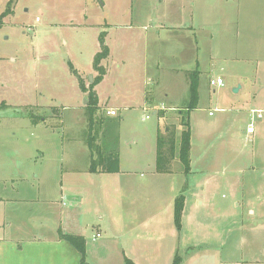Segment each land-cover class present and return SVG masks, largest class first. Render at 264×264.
Here are the masks:
<instances>
[{
    "label": "rangeland",
    "instance_id": "rangeland-1",
    "mask_svg": "<svg viewBox=\"0 0 264 264\" xmlns=\"http://www.w3.org/2000/svg\"><path fill=\"white\" fill-rule=\"evenodd\" d=\"M0 15V197L18 200L21 216L50 202L58 218L61 197H76L67 210L92 252L84 264H123L122 251L141 264H172L176 253L180 264H217L221 253L236 260L239 249H264V136L243 132L244 90L234 92L229 78L263 57L264 0H0ZM101 33L111 53L100 62L99 103L117 115L100 110L98 143L105 151L117 136L121 172L75 180L69 159L89 165L79 78L87 87L98 74ZM194 69L199 97L188 111ZM217 75L222 87L209 83ZM175 115L189 122L192 170L175 159L174 172L160 175L156 132Z\"/></svg>",
    "mask_w": 264,
    "mask_h": 264
},
{
    "label": "crops",
    "instance_id": "crops-1",
    "mask_svg": "<svg viewBox=\"0 0 264 264\" xmlns=\"http://www.w3.org/2000/svg\"><path fill=\"white\" fill-rule=\"evenodd\" d=\"M253 28H254L253 29L254 34L256 35L258 33L257 36L261 37L260 32H259L260 28L259 29L256 28L255 25ZM263 51H264L263 49L260 50V52H262L263 57L260 60L257 59L256 62H258V65L256 67H255V64H252L253 69L251 72L247 71L248 68H242L244 72L240 74L238 72L237 74H233V72L230 71L231 74L229 76V78H234V80L230 84V87L233 86V89L237 88V91H234V92H240L241 90H244L245 98L243 101H241L242 103H240L241 104L240 106L242 108L237 111L249 112L250 116L248 117V120L246 122V127L248 126L249 123L252 122L254 124L255 131L254 133L250 135L256 134L257 137L264 136V53ZM110 53H111V49L109 48V54ZM238 69H240V67H238ZM215 77H220V76L217 75ZM215 77H210L209 81L210 79L215 78ZM97 85L94 87V89L98 97L99 109L100 110L104 109L105 111L109 109L116 110L117 107H107L106 105H102L99 103L100 98H99V93L97 91ZM186 86L188 89V86H189L188 81L186 83ZM252 109L262 110L263 111L262 117L253 118L252 113H251ZM157 111L162 119L167 118L166 117L167 114L165 113V110L158 109ZM209 114H211V112H209ZM116 115L117 114L110 115V117L111 116L115 117ZM167 120L168 122L164 124V127L162 129L157 130L156 139H157L158 132H160L161 134H164L166 131L173 130L176 135V129H177L176 125L178 123L183 129L181 125V121H179V115L170 117V119H167ZM255 122H258V123L255 124ZM246 127H245V130H246ZM245 130L243 132L246 134ZM178 148H179V144L177 147V144L175 142V154L170 162V171L167 173H158L156 172L155 165H154L155 173L160 174V175H170L174 172L172 163L175 159H178ZM189 157H190V154H189ZM155 158H156V143H155ZM72 161H73V158L69 159V164L67 162V166L64 169L66 170L68 174H71L72 178H74L75 180L78 179L76 175L81 174V173L96 174V175L110 174L112 175V177H114L113 179L116 180V177H119L118 175L121 172L120 155H119V171L116 173H104V172L92 173L88 171L89 165L86 166L84 165V163L81 162V166H77L74 163H72ZM189 165H190L189 166L190 169L188 173H190L192 170L191 169V157H190ZM181 170H182V166H181ZM66 172H63V173L65 174ZM188 173H185V174H188ZM80 184L82 183L75 182L73 185H70V183L64 184V182L62 181L60 186L62 188L74 190V189L79 188L78 186ZM71 186H73V188H71ZM127 186H130V185H127ZM69 199L70 201L66 202L65 195L61 197V200H62L61 206L64 205L66 208L61 209L60 217L57 218V216L55 215L53 206L50 202L48 203L45 202L46 208L44 210H41L38 212L36 211L35 213H31V214L26 213L23 216H21L20 210L18 207V200L15 199V202H13L11 199H2L0 197V264H81L80 252L73 245H71L67 240L62 238L63 234L80 235L78 234L80 232L79 229H77V227H74V225L71 224V220L73 221L72 219L73 216L71 217V215H73L72 213L73 210H67L68 207L69 209L77 207L79 201L76 197H72V196ZM173 207H174V203H173ZM249 212L253 213V210L249 209ZM61 227H63V231H61ZM159 237L160 236H157V238ZM239 250H241L243 254V257L239 259L230 260L229 258L226 257L227 253L226 254L221 253L219 256L216 257V259L214 258L211 261L216 262L217 264L218 263L219 264L221 263L223 264H236V263L237 264H264V249L263 250L248 249L246 250V252L243 251L242 249H239ZM87 252H89V254L92 253L91 251L87 250L86 240H85V261L88 255ZM124 257L131 259L135 264H141L136 258H133L129 256L125 251H122L121 261L123 264H124ZM179 262L181 261L179 260ZM179 262L178 264H180ZM148 264H158V263L149 261Z\"/></svg>",
    "mask_w": 264,
    "mask_h": 264
},
{
    "label": "trees",
    "instance_id": "trees-1",
    "mask_svg": "<svg viewBox=\"0 0 264 264\" xmlns=\"http://www.w3.org/2000/svg\"><path fill=\"white\" fill-rule=\"evenodd\" d=\"M3 15V14H1ZM0 15V16H1ZM1 19V18H0ZM100 50L94 55L93 68L98 74L93 78V82L86 87L83 79L79 78V85L82 92L86 93L87 104L85 106V114L87 120V128L83 132L84 142L89 150V166L88 171L92 173H116L119 171V151L117 136L108 139L106 143V150L103 151L98 143L99 133L102 129L103 119L105 115L101 113L98 106V97L94 86L101 81L105 74L104 67L100 64L101 60L106 58L109 54V48L106 46L103 34L99 35ZM188 74V101L186 108L188 111L196 107L198 101V77L199 71L194 69ZM0 104V110L4 107ZM188 118V117H187ZM182 121V120H181ZM117 122L112 123L114 126ZM183 129L181 130L178 159L181 163L184 173L189 172L190 162V127L188 119L181 123ZM113 133V132H112ZM113 135V134H112ZM175 154V132L173 130L166 131L164 134L157 133L156 139V158L155 170L158 173H167L170 171V162ZM184 196L178 195L174 200V223L177 229H180L181 213L183 210ZM62 238L73 245L81 254V264L85 263V240L81 235L63 234ZM180 258L176 254L172 264H178ZM124 264H135L131 259L124 257Z\"/></svg>",
    "mask_w": 264,
    "mask_h": 264
},
{
    "label": "built area",
    "instance_id": "built-area-1",
    "mask_svg": "<svg viewBox=\"0 0 264 264\" xmlns=\"http://www.w3.org/2000/svg\"><path fill=\"white\" fill-rule=\"evenodd\" d=\"M209 83L211 85H213V86H216V87H222L224 85V81H223V79L221 77L212 78V79H210ZM108 113L110 115H115L116 111L114 109H111V110L108 111ZM251 113H252L253 118H261L262 114H263V111L260 110V109H252ZM245 131H246L247 135H250V134L254 133V131H255L254 124L252 122L249 123L248 126L246 127ZM99 236H100V233L97 232L95 235H93L92 239L95 240Z\"/></svg>",
    "mask_w": 264,
    "mask_h": 264
},
{
    "label": "water",
    "instance_id": "water-1",
    "mask_svg": "<svg viewBox=\"0 0 264 264\" xmlns=\"http://www.w3.org/2000/svg\"><path fill=\"white\" fill-rule=\"evenodd\" d=\"M233 91H237V88H234Z\"/></svg>",
    "mask_w": 264,
    "mask_h": 264
}]
</instances>
